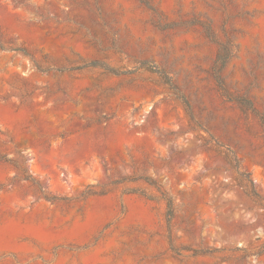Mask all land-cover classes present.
<instances>
[{
    "label": "rangeland",
    "instance_id": "rangeland-1",
    "mask_svg": "<svg viewBox=\"0 0 264 264\" xmlns=\"http://www.w3.org/2000/svg\"><path fill=\"white\" fill-rule=\"evenodd\" d=\"M0 264H264V0H0Z\"/></svg>",
    "mask_w": 264,
    "mask_h": 264
},
{
    "label": "trees",
    "instance_id": "trees-1",
    "mask_svg": "<svg viewBox=\"0 0 264 264\" xmlns=\"http://www.w3.org/2000/svg\"><path fill=\"white\" fill-rule=\"evenodd\" d=\"M233 162L234 163L232 165V168H233V170H234V172H235V174L237 176V182L240 185V187L244 189V191H245V193L247 195H249V196H251L253 198H258V196L256 195L255 191L253 190V188L251 186V182H249L250 183V187L244 185V183H243L244 181L242 179L243 178V175H242V173H240L238 171V166H237V163L235 162V160H233ZM169 206H170V203H169ZM260 254H261V251H260V253H256L255 256H259Z\"/></svg>",
    "mask_w": 264,
    "mask_h": 264
}]
</instances>
